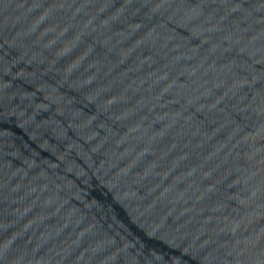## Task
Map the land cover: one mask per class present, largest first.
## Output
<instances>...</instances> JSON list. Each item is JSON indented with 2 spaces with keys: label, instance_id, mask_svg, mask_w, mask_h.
<instances>
[{
  "label": "water",
  "instance_id": "obj_1",
  "mask_svg": "<svg viewBox=\"0 0 264 264\" xmlns=\"http://www.w3.org/2000/svg\"><path fill=\"white\" fill-rule=\"evenodd\" d=\"M0 264H264V0H0Z\"/></svg>",
  "mask_w": 264,
  "mask_h": 264
}]
</instances>
